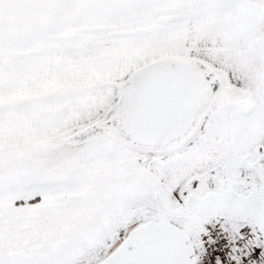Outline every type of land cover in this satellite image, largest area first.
Wrapping results in <instances>:
<instances>
[{"label":"snow or ice","instance_id":"obj_1","mask_svg":"<svg viewBox=\"0 0 264 264\" xmlns=\"http://www.w3.org/2000/svg\"><path fill=\"white\" fill-rule=\"evenodd\" d=\"M0 264H264V0H0Z\"/></svg>","mask_w":264,"mask_h":264}]
</instances>
